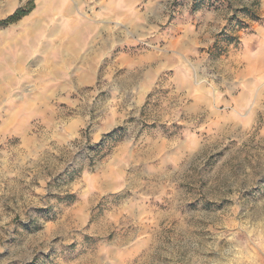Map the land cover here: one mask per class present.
Wrapping results in <instances>:
<instances>
[{"label":"rangeland","instance_id":"rangeland-1","mask_svg":"<svg viewBox=\"0 0 264 264\" xmlns=\"http://www.w3.org/2000/svg\"><path fill=\"white\" fill-rule=\"evenodd\" d=\"M40 1L0 0L5 52ZM68 1L112 38L60 90L24 61L0 264H264V0Z\"/></svg>","mask_w":264,"mask_h":264},{"label":"crops","instance_id":"crops-1","mask_svg":"<svg viewBox=\"0 0 264 264\" xmlns=\"http://www.w3.org/2000/svg\"><path fill=\"white\" fill-rule=\"evenodd\" d=\"M72 8L68 0H41L27 18L24 30L19 33H1V37L6 40L2 44L10 46V49L5 52L0 46V136L8 129L12 133L18 130L19 77L25 70L26 58H29L30 64H34L27 70L40 82L33 87L40 94L49 88L43 83L49 79L59 80L56 86L60 90L66 84L69 67L73 64L75 72L85 71L89 76L80 72L72 76V81L82 84L94 76L98 55L109 47L112 33L105 28L93 32L81 17H67ZM20 37L25 39L21 45L18 41ZM45 100L42 95L29 96L25 100L30 106L28 115L45 113ZM109 184L107 180L102 187Z\"/></svg>","mask_w":264,"mask_h":264},{"label":"trees","instance_id":"trees-1","mask_svg":"<svg viewBox=\"0 0 264 264\" xmlns=\"http://www.w3.org/2000/svg\"><path fill=\"white\" fill-rule=\"evenodd\" d=\"M31 8L32 6H30L29 8H16L11 14H9L3 19H0V27L6 26L10 23L19 20L21 17L26 15L31 10Z\"/></svg>","mask_w":264,"mask_h":264},{"label":"bare ground","instance_id":"bare-ground-1","mask_svg":"<svg viewBox=\"0 0 264 264\" xmlns=\"http://www.w3.org/2000/svg\"><path fill=\"white\" fill-rule=\"evenodd\" d=\"M21 58V57H20Z\"/></svg>","mask_w":264,"mask_h":264}]
</instances>
